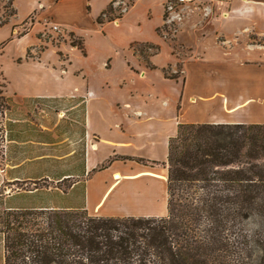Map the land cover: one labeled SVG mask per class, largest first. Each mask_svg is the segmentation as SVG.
Returning a JSON list of instances; mask_svg holds the SVG:
<instances>
[{
  "label": "crops",
  "instance_id": "crops-1",
  "mask_svg": "<svg viewBox=\"0 0 264 264\" xmlns=\"http://www.w3.org/2000/svg\"><path fill=\"white\" fill-rule=\"evenodd\" d=\"M95 1L45 0L43 3L47 4L45 14L55 22L66 24L82 17L95 22L100 12L116 0H102L97 10H94ZM197 1L198 8H206L210 13L199 17L201 23L193 30L196 57L183 60L180 84L176 77L167 78L161 71L176 59L156 31L168 0H131L116 22L103 23L104 29L110 24L120 29L125 21L132 19L140 26L138 31L145 28L148 31L146 35L141 32V36L125 38L121 50L107 51L99 59L96 68L109 73L113 69V56L118 57L122 76L115 81L114 97L109 90V79L103 78L96 89L91 84L90 72L83 76L84 87H74L72 91L25 93L28 98H82L83 174L72 176L67 192H73L82 183V207L88 214L167 215L168 142L179 123H264V59L245 57L249 54L245 46L237 49L235 44L223 47L212 42L219 36L231 40L244 39L249 33L258 37L263 34L264 0ZM155 4L157 9L153 8ZM134 41L159 46L148 58L155 68L147 67L132 51L129 46ZM254 53L258 55L257 50ZM34 60L38 61L39 56ZM161 83L165 89L158 88ZM39 206L62 207L52 202Z\"/></svg>",
  "mask_w": 264,
  "mask_h": 264
},
{
  "label": "trees",
  "instance_id": "trees-1",
  "mask_svg": "<svg viewBox=\"0 0 264 264\" xmlns=\"http://www.w3.org/2000/svg\"><path fill=\"white\" fill-rule=\"evenodd\" d=\"M112 5L96 23L112 20L103 19ZM71 44L84 52L82 40ZM58 208L4 207L3 264H264V123H179L168 142L165 216Z\"/></svg>",
  "mask_w": 264,
  "mask_h": 264
},
{
  "label": "rangeland",
  "instance_id": "rangeland-1",
  "mask_svg": "<svg viewBox=\"0 0 264 264\" xmlns=\"http://www.w3.org/2000/svg\"><path fill=\"white\" fill-rule=\"evenodd\" d=\"M44 1L0 0V212L5 206L37 207L49 202L83 208L82 183L76 185L73 192H67L72 176L83 174L82 98H28L25 93L72 91L74 87H84L81 81L90 72L91 84L96 89L103 78L109 79V90L114 97L115 81L122 76L118 57L113 56V69L109 73L96 68L99 59L107 51L121 50L125 38L142 35V31H138L140 26L132 19L125 21L120 29L111 24L104 29L106 21L95 23L87 17L66 24L55 22L45 14L47 4ZM94 3L97 5L94 10H97L102 0ZM130 3L131 0H116L103 19L109 17L116 22V16ZM197 3V0L182 4L168 0L156 28L176 57L172 65L165 67L166 74L176 76L179 84L183 60L196 57L193 46L197 40L191 37H195L193 30L201 23L199 17L210 13L206 8H198ZM139 8L142 9L143 4ZM153 8L157 9V4ZM147 32L145 28L142 33L146 35ZM72 40H82L86 54L72 46ZM212 42L223 47L235 44L237 49L245 46L249 48L245 49L249 50L245 57L264 59V33L259 37L249 33L244 39L231 40L219 36ZM137 43L138 58L142 61L144 57L149 58L153 48L143 42ZM30 46L32 48H28ZM24 49L25 54H22ZM38 56L39 60H34ZM77 69L81 70L75 72ZM158 88L165 89V84H159ZM3 253L0 233V264H3Z\"/></svg>",
  "mask_w": 264,
  "mask_h": 264
},
{
  "label": "built area",
  "instance_id": "built-area-1",
  "mask_svg": "<svg viewBox=\"0 0 264 264\" xmlns=\"http://www.w3.org/2000/svg\"><path fill=\"white\" fill-rule=\"evenodd\" d=\"M177 3H187V2H192L193 0H174Z\"/></svg>",
  "mask_w": 264,
  "mask_h": 264
}]
</instances>
